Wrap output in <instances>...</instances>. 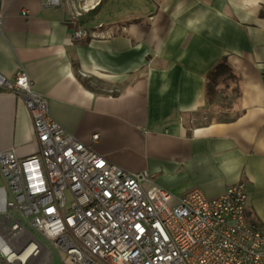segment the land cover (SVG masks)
<instances>
[{
  "label": "crops",
  "instance_id": "obj_1",
  "mask_svg": "<svg viewBox=\"0 0 264 264\" xmlns=\"http://www.w3.org/2000/svg\"><path fill=\"white\" fill-rule=\"evenodd\" d=\"M42 2L0 0V74L26 73L65 132L175 197L245 184L246 221L264 227V0H100L78 19L81 0ZM117 14L131 18L106 26ZM219 64L235 80L209 97ZM37 150L23 103L0 92V154Z\"/></svg>",
  "mask_w": 264,
  "mask_h": 264
},
{
  "label": "built area",
  "instance_id": "obj_2",
  "mask_svg": "<svg viewBox=\"0 0 264 264\" xmlns=\"http://www.w3.org/2000/svg\"><path fill=\"white\" fill-rule=\"evenodd\" d=\"M80 3L75 19L100 0ZM0 92L23 103L38 146L23 159L0 154V264H264V227L246 221L245 184L213 198L197 190L175 197L65 132L26 73L0 74Z\"/></svg>",
  "mask_w": 264,
  "mask_h": 264
},
{
  "label": "rangeland",
  "instance_id": "obj_3",
  "mask_svg": "<svg viewBox=\"0 0 264 264\" xmlns=\"http://www.w3.org/2000/svg\"><path fill=\"white\" fill-rule=\"evenodd\" d=\"M119 1H122V0H118V2L115 4V7L117 8V9H123L122 7H121V4L119 3ZM95 13V12H94ZM93 12L92 13H90V14H87L86 15V17H85V20L83 21L85 24H88V25H90V24H92V22L94 21V17H95V15L96 14H94ZM97 13V12H96ZM123 13V12H122ZM146 13V12H145ZM120 15L121 14H117V15H115V16H113V15H111V19L109 18L108 20H105V23H107V25L106 26H109V25H115L116 23H118L117 21H120V20H126V22H127V20L129 19V18H131L130 17V15L129 16H127V17H125V18H121L120 17ZM123 15H125V14H123ZM95 25V24H94ZM111 26V27H112ZM111 30H114V31H116L117 30V28H113V29H111ZM223 95H224V97H223ZM223 95H222V97H221V101L223 100L222 98H224V100H225V102L224 103H226L227 101H229V100H231L232 99V97H233V95H231V93H230V90L229 91H227V92H225V93H223ZM211 111H213V110H209L208 111V113L207 114H210V112ZM53 264H57V260H55L54 261V263Z\"/></svg>",
  "mask_w": 264,
  "mask_h": 264
},
{
  "label": "trees",
  "instance_id": "obj_4",
  "mask_svg": "<svg viewBox=\"0 0 264 264\" xmlns=\"http://www.w3.org/2000/svg\"><path fill=\"white\" fill-rule=\"evenodd\" d=\"M224 69H227V66L225 64H219L217 67H215V69H213L211 71L210 77H209V82L207 84V96L210 97L211 95H214L215 94V92H214V86H215L217 80L220 79V77L223 78L222 79L223 81H226V80H233L234 81L235 80V78L230 75L229 71H228L229 75H225V77L224 76H221V72ZM233 92L235 94V98H237L238 97V87L237 86L234 87ZM235 118H236V116H235ZM230 120H231V118H230Z\"/></svg>",
  "mask_w": 264,
  "mask_h": 264
}]
</instances>
